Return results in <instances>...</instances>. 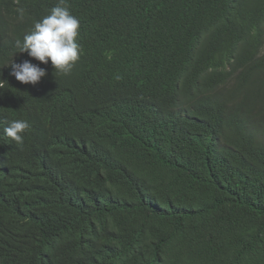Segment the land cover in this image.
<instances>
[{
  "label": "trees",
  "instance_id": "trees-1",
  "mask_svg": "<svg viewBox=\"0 0 264 264\" xmlns=\"http://www.w3.org/2000/svg\"><path fill=\"white\" fill-rule=\"evenodd\" d=\"M0 264H264V0H0Z\"/></svg>",
  "mask_w": 264,
  "mask_h": 264
},
{
  "label": "clouds",
  "instance_id": "clouds-1",
  "mask_svg": "<svg viewBox=\"0 0 264 264\" xmlns=\"http://www.w3.org/2000/svg\"><path fill=\"white\" fill-rule=\"evenodd\" d=\"M60 77L65 78V77H70V76L60 75ZM45 82H48V81H45ZM210 93L211 91L207 92L206 96H208ZM197 100H198V97H195L194 102ZM182 101L185 102V99H182ZM187 106H188V103L185 102L184 107H187ZM20 127H21V120H14L7 124L5 131L3 133V144L5 146L13 147V148H22L26 145L29 135L19 136V134L17 133L20 130Z\"/></svg>",
  "mask_w": 264,
  "mask_h": 264
}]
</instances>
